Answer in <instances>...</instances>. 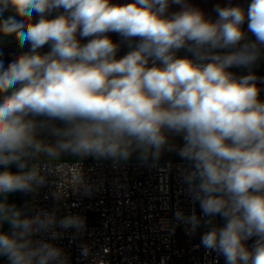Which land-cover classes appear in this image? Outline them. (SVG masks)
<instances>
[{
	"label": "clouds",
	"instance_id": "obj_1",
	"mask_svg": "<svg viewBox=\"0 0 264 264\" xmlns=\"http://www.w3.org/2000/svg\"><path fill=\"white\" fill-rule=\"evenodd\" d=\"M212 11L191 0H0V45L12 37L28 49L7 66L0 59V226L10 228L0 230V257L8 264H63L59 248L33 239L54 218H22L6 201L44 183L36 166L25 171L27 159L127 160L135 151L147 160L166 146L186 162L184 182L203 216L223 221L201 245L225 264H264V77L254 71L264 59V0ZM45 128L55 145L37 138ZM175 217L200 227L195 212ZM60 227L83 221L67 217Z\"/></svg>",
	"mask_w": 264,
	"mask_h": 264
},
{
	"label": "built area",
	"instance_id": "obj_2",
	"mask_svg": "<svg viewBox=\"0 0 264 264\" xmlns=\"http://www.w3.org/2000/svg\"><path fill=\"white\" fill-rule=\"evenodd\" d=\"M33 166L44 183L28 192V218H54L33 239L59 248L63 264H225L200 243L223 221L204 217L192 201L184 182L185 161L37 160L26 171ZM177 212L185 218L195 212L200 227L192 232L176 219ZM67 217H78L83 227H60Z\"/></svg>",
	"mask_w": 264,
	"mask_h": 264
},
{
	"label": "crops",
	"instance_id": "obj_3",
	"mask_svg": "<svg viewBox=\"0 0 264 264\" xmlns=\"http://www.w3.org/2000/svg\"><path fill=\"white\" fill-rule=\"evenodd\" d=\"M121 2H125V0H121ZM191 2L193 4H195L196 6L200 7L201 9H203L206 14H208L214 18L215 13L212 11L213 7L218 3L223 5L227 2V0H191ZM248 2H249V0H232L233 4L238 3V4L245 5V6L247 5ZM173 10H175V8ZM112 38H113V40L119 39L115 34H112ZM27 50H28L27 47H25L24 49H20L18 47V42L15 39H13L12 37H7L4 41V43L2 45H0V51H2V53H3V55L0 56V59H2L5 63V66H7V64L11 60L15 59L20 54V52L27 51ZM47 50H48L47 47H45L43 49V51H47ZM125 51H126V49L122 50L119 54L123 55ZM37 119L42 120L43 118H37ZM47 123L49 125V128L53 124L60 126L58 124V122H56V121H49ZM49 128L42 129L37 138L40 140H43L45 143L55 145L57 138L50 134ZM76 156L77 155H73L71 153H64V152H61L59 155L54 156V157H49V156H46L44 154H38V155L33 156V160H31V161H37V160L54 161V160H61V159H68V158H77ZM30 162H27V164ZM10 202H12L11 204H13L17 207V209L21 212V214L25 213L26 208L25 207L23 208L20 200L15 201V200L11 199Z\"/></svg>",
	"mask_w": 264,
	"mask_h": 264
},
{
	"label": "rangeland",
	"instance_id": "obj_4",
	"mask_svg": "<svg viewBox=\"0 0 264 264\" xmlns=\"http://www.w3.org/2000/svg\"><path fill=\"white\" fill-rule=\"evenodd\" d=\"M258 63H264L263 61H259ZM261 98L264 99V93H262L261 95ZM181 144V140L178 138V137H170L169 139V146H180ZM167 147L166 146L162 151H161V154L159 156V158H164V159H169V160H182L177 154L175 151H168L167 150ZM135 154H139L138 152H132L131 155H135ZM78 159H83L85 157H88V158H93L92 156H80V155H77L76 156ZM150 158H153L151 156V154L149 155ZM74 159V158H73ZM76 159V158H75ZM99 159H104L106 160V158H99ZM31 160H33V157L27 159L26 163L27 162H30ZM13 172H17L18 169L15 168V166L12 167L11 169ZM11 199L17 201V200H20L21 201V205L23 206V208L27 207V201H28V192H15V193H12V194H9L7 197H6V201L11 204L12 202Z\"/></svg>",
	"mask_w": 264,
	"mask_h": 264
},
{
	"label": "trees",
	"instance_id": "obj_5",
	"mask_svg": "<svg viewBox=\"0 0 264 264\" xmlns=\"http://www.w3.org/2000/svg\"><path fill=\"white\" fill-rule=\"evenodd\" d=\"M233 71H236L238 73H242L244 70L242 69H233ZM259 76L264 77V63H257V65L255 66V70H254ZM78 159V158H76ZM75 158H68V159H61V160H69V161H73L76 160ZM107 160H118V159H112V158H106ZM133 159H141L140 158V154H135V155H130V157L127 160H133ZM148 159H153V160H162L164 158H150L148 157ZM147 159V160H148ZM123 160V159H122ZM26 171V169H25ZM199 207V205H198ZM200 209V208H199ZM28 201H27V207L25 209V213L21 214L22 218H28ZM0 230H4V231H10V228L8 226L7 223L3 224L2 226H0ZM0 263H8L7 258L5 257H0Z\"/></svg>",
	"mask_w": 264,
	"mask_h": 264
}]
</instances>
